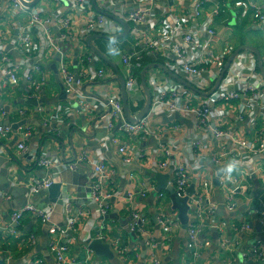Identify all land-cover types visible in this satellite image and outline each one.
Masks as SVG:
<instances>
[{"label":"built area","instance_id":"obj_1","mask_svg":"<svg viewBox=\"0 0 264 264\" xmlns=\"http://www.w3.org/2000/svg\"><path fill=\"white\" fill-rule=\"evenodd\" d=\"M93 1L0 0V91L5 88L12 97V92L24 83L21 100L27 103L13 106L10 101L1 106L0 101V157L6 155L5 146L14 139L15 153L29 157L31 166L44 171L43 177H30L20 184L27 198L43 195L51 185L61 184L65 171L79 173L83 163L90 167L86 198L64 193L60 206H37L25 201L9 208L5 218L0 212V236L7 233L18 244L31 248L36 237L23 236L16 228L26 218L49 224L58 208L63 221L53 225L55 235L67 242L76 239L82 251L80 264H94L95 255L86 242L94 238L105 241L101 230L112 213L113 200L116 209L130 218L128 231L144 241V264H160L156 249L165 244L166 251H170L169 237L179 226L177 215L160 208L166 194L158 192L155 197L159 210L154 223L164 230L159 243L146 228L152 226L151 217L135 209L130 195L125 201L112 186L116 172L107 156L114 153L123 168L148 173L147 182L137 183L132 173L129 177L142 199L156 191L158 174L168 177V184L180 197L186 196L192 184L207 187L211 183L213 188L216 182L214 195L220 196L225 211L241 222L229 223L235 237L220 245L228 250V258L219 264H233L240 250L238 237L250 232V217L263 212L264 207L263 190L254 192L257 206L248 208L241 218L245 189H253L254 181L264 189V75L260 70H264V55L258 48H254L258 55L252 50L239 52L226 68L236 51L229 29L236 24L252 34L264 33V0H228V4L188 0L189 5L183 0ZM226 16L235 21L233 26L226 25L231 24ZM122 24H127L129 31L111 44L115 54L106 55L97 49L124 80L131 118L145 106L140 76L149 65L144 81L150 105L144 117L133 123L125 118L116 74L86 45L92 35L104 39L122 35ZM50 64L56 66L65 102L47 108L41 96L47 94L52 72L46 66ZM160 66L194 90L169 77ZM73 105L100 132L97 146L91 152L82 151L73 162L50 151L38 155L41 147L32 141L34 127L27 123L30 116L37 114L41 126L49 129L64 123L72 115ZM7 114L22 119L15 125L25 124L16 131L3 126L1 117ZM159 118L165 123H156ZM232 161H236L237 168L229 176L222 169ZM12 202L13 197L0 190V210L2 204ZM210 203L206 196L193 197L188 203L193 214L186 228V247L194 258L208 245L199 243L205 230L225 226L216 205ZM93 231L97 236L91 235ZM110 247L123 263L140 258L139 247H129L121 238L113 240ZM11 252L0 245V264L8 263ZM48 252L54 264L79 261L69 260L68 245L55 240L48 241ZM240 257L242 264L252 263L246 254L240 252ZM252 258L263 261L264 248L256 246ZM25 264L46 262L32 258Z\"/></svg>","mask_w":264,"mask_h":264},{"label":"crops","instance_id":"obj_2","mask_svg":"<svg viewBox=\"0 0 264 264\" xmlns=\"http://www.w3.org/2000/svg\"><path fill=\"white\" fill-rule=\"evenodd\" d=\"M218 1L222 4H226L228 0ZM182 3L185 5H189L188 0H183ZM168 5L171 6V3L169 2ZM225 20L231 21L230 17L228 18L227 16L225 17ZM234 23L235 21L232 20L231 24L227 22L226 25L233 26ZM220 29L223 30V27L221 26ZM241 29L243 28H240L236 24L231 29H229L233 33L232 44L235 47L236 51H249L246 49H242L244 47H250L252 49L257 48L254 43H251V41H247L248 37H243ZM94 46L96 47L95 43ZM145 67L148 68L149 65H145ZM46 69L52 72V74L51 79L46 85L47 94L43 92L44 95L42 94L41 99L43 103L47 105V108H51L57 103L65 102V100L63 98L61 85L56 74L57 71L55 64L47 65ZM25 89L26 86L24 83H22L14 92H12V97H9L8 93L5 91V88H1V106H4L10 101L14 103L13 106H27V103L21 100V95ZM72 108V115L67 117L64 123L53 124L49 129H44V127L41 126L37 114H32L30 116V120L27 123L34 127L32 141L37 142V144H39V146L41 147V151L38 153V155L50 151L53 154L63 157L66 162H73L82 151L87 150L91 152L92 149L97 146L98 139L101 138L100 132L93 129L92 124L89 123L86 118L79 112V108L77 105H73ZM7 111H9V108H7ZM20 120L22 119L18 118L17 116L15 118L14 116L9 117L8 114L4 117H1L2 123L9 122L13 126L15 124H18V121L21 122ZM56 130L58 132L57 134L55 133ZM148 144L151 145L152 143L149 142ZM5 148L6 155L1 157L5 160V162L0 165V168H9L7 170H10L11 168V171H9L10 174L8 172L7 175L9 188L8 190H5L3 192L10 195V192L14 189H16L18 192L16 196L11 195L13 197V202L11 204H2L0 212L3 218L7 216L9 208L17 207L28 200V198L25 196V191L20 187V184L30 177L41 178L45 175L44 171L39 169L37 166H31V163L28 162V160L30 159L29 157L19 156L15 153L14 139L10 143H8ZM107 157L111 165L110 167L113 168L116 172L115 175L111 178L112 186L125 201L130 195L132 197V204L135 203V209L140 210L141 212H144L151 217L152 226H146V228L151 233V236L153 238H156V240L161 243L164 230L163 227H160L154 223V218L157 211L159 210V207H157L158 204L156 202V197L155 195H153L154 192H151L146 199H142L137 195L138 186L135 183L131 182L129 178L130 173H132L135 175L137 183L147 182L148 177L146 175H148V173L135 168H123L118 163L114 153H110ZM112 160H114L116 163L112 162ZM211 168L209 167V169ZM89 172L90 167L87 164L83 163L80 164V172L76 173L79 177L72 178L68 176L66 178L68 186H70V188L74 191L70 194L79 198H86L88 196L89 189L87 181ZM121 175H124L125 179L122 180L120 178ZM83 178L85 183L83 182ZM60 183H62V186H65V184H63L62 178L60 179ZM252 184L253 189H245L244 191L243 212L241 213V218L244 217L243 215L246 214V210L248 208H254L257 206V200L253 197L254 192H258L261 190H263L264 192V189L260 186L259 181H254L252 182ZM217 186L218 184L216 182L215 184L213 183V188L211 186V183L208 184L207 187H205L203 184L201 185L200 183L192 184L191 187L187 190L186 196L181 197L187 199V205L189 203V200L193 197H208L210 202L216 205V212L219 215V218H221L222 222L225 223L224 228L220 230L216 227L209 226L207 230H205V232L199 237V243L201 245H204L205 242H207L208 245L207 247L202 248L198 258H194L191 255L190 251L187 249V227L185 229H182L178 217L179 214L177 211L171 212V201L169 199V196L166 195L164 206H160V208L165 207L168 214H175V216L177 215L179 226L172 230V235L169 237L171 241L169 252L166 251L167 249L165 248V244L162 246L159 245L157 247L156 254L159 258L160 264H219L221 261L228 258V250L221 248L220 245L223 241L229 242L231 239H234L235 234H233V229L230 227L229 223L233 224L237 222V220L239 222L240 219L235 218L232 213H228L225 211L224 207L222 206L221 197L214 195V188H216ZM188 192L190 194H188ZM46 195L47 194H43V197H45ZM262 200L264 201V198H262ZM39 206H42V204ZM111 209V214L115 216V218L109 217V219L105 222L106 225L103 227V230H101V234L106 237L104 242L110 245L113 240L121 238L129 247H139L140 258L137 261L135 259L123 263L116 255L115 261L113 262L95 256L93 258L94 264H144V258L146 256L144 241L140 239L138 235L131 234L128 231V223L130 222V218H127L125 214L116 209V202L113 200L111 202ZM192 214L193 211L189 208L187 212L188 222L192 218ZM170 216L172 217V215ZM62 221L63 220L60 216L58 208H55L52 221L46 225L40 224V222L35 220L34 218H26L24 222H22L21 225L16 229L21 230L20 232L23 236L34 235L36 237L35 246L31 248H25L22 246V244H18V242L14 241V239L7 233H5L3 237L1 235L0 245H5L12 250L11 254L8 255V263L6 261L5 263L25 264L32 258H41L46 262V264H49L48 261L44 258L43 252H39L40 249H38L44 242V238H48V241L55 240L60 244H67L70 249V252L67 255L68 259L75 260V262L76 260H79L78 262H76V264H80L82 251L79 242L76 239H70V241L67 242L64 237H59L58 234L57 236L55 235L53 225L60 224L62 223ZM248 224L251 227V230L247 235H241L238 237L240 240V250H237V253L234 256L233 264H242L240 252L242 254H246L247 259L252 262L251 264H264V260L257 261L252 258V250L256 246H262L264 248V240L259 239V237H262L264 239V207L263 212L255 215L253 214L250 217ZM181 230H184V235H181ZM91 235H94L93 237L97 236L96 231L91 232ZM204 254L206 256H204ZM51 259L53 261L52 257ZM52 263L54 264V261Z\"/></svg>","mask_w":264,"mask_h":264},{"label":"water","instance_id":"obj_3","mask_svg":"<svg viewBox=\"0 0 264 264\" xmlns=\"http://www.w3.org/2000/svg\"><path fill=\"white\" fill-rule=\"evenodd\" d=\"M92 2L94 3L93 0H92ZM122 25H123V28H124V33L122 35H120L118 37L106 38V39L108 41H110L111 39H114L116 41V40H119V39L125 37L127 35L128 31H129V27H128L127 24H122ZM98 38H101V37L97 36V35L89 36L86 39V45L92 50V52L94 54H96L116 74V81L118 82L120 90H121V98H122L123 111H124L125 118L131 123L135 122L136 120H140L147 113L149 105H150V98L147 95V88H146L145 81H144V73H145V71L148 68H146L142 72V74L140 76L141 85H142V88H143V90H144V92L146 94L145 106H144L142 112L139 115H137L135 118H131V116L129 115V112H128V107H127V97H126V92H125V87H124V80L122 79L121 75L117 71L116 67L108 59H106L103 56V54H101V52L94 46L93 41L95 39H98ZM242 49L252 50V51H255V53H257L256 50H254V49H252L250 47H244ZM239 51L240 50L235 51V53L231 56V58L229 59L227 65H226V68L229 66L230 62L232 61V59H234L236 54L239 53ZM257 55H258V53H257ZM160 68L165 70L161 66H160ZM260 70H261V73L264 75V70H263L262 67H260ZM164 72L169 77H171V78L181 82L182 84H184L187 88H189L191 90H194V88L191 87L189 84H187L183 80L179 79L175 75L171 74L167 70H165ZM32 104L35 105L36 102H33ZM156 122L164 124L165 120L157 119ZM23 124H25V123L22 122L19 125H14L13 126L9 122H4L3 126H10V127H12V129L14 131H16ZM4 162H5V160L0 157V165L3 164ZM112 162H115V161L112 160ZM7 175H8V170L6 168L1 167L0 168V190H2V191L8 190V188H9V182L7 180ZM68 176H70L72 178L79 177L78 174H76V173H70L68 171H65L61 175L63 184H65V186H62V183L61 184H59V183L58 184H53V185H51L48 188L47 192L45 193V194H47L45 197H43L42 194L41 195H36V196L28 198L27 202H30V203H32L34 205H37V206H39L41 204L45 205V206L49 205V204L50 205L54 204L56 206H60L62 204V201H61L62 195L64 193H73L74 192L73 189H71L70 186H68V183L66 181V178ZM155 181H156V190H157V192L163 191L169 196V199H170L171 205H172L171 206V212L172 211H177L178 212V214H179L178 217H179L182 229H185L187 227V224H188L187 212H188L189 206L187 205V199L186 198H181L177 194V192H175L173 187L168 184V177L166 175H161V174L156 175L155 176ZM83 182L85 183L84 178H83ZM17 192L18 191L16 189H14L10 193H11V195L16 196ZM155 193L156 192H154L153 195H155ZM188 194H190V193L188 192ZM110 218H115V216L112 215V216H110ZM259 239L264 240L262 237H259ZM86 243H87L89 249L94 253V255L96 257H99V258L101 257V258H104V259H106L108 261H111V262L115 261L114 252L112 251L110 245L106 244L103 240L95 238V239L88 240ZM38 249H40L39 252H43V256L48 261V263L49 264H53L51 256H50V254L48 252V238H44V242L41 244V247L38 248Z\"/></svg>","mask_w":264,"mask_h":264},{"label":"rangeland","instance_id":"obj_4","mask_svg":"<svg viewBox=\"0 0 264 264\" xmlns=\"http://www.w3.org/2000/svg\"><path fill=\"white\" fill-rule=\"evenodd\" d=\"M241 31H242L241 33L243 37L244 38L248 37L247 41L249 42L251 41V43H254V45L260 50L261 54L264 55V33L258 32V33L252 34L246 31L245 29H241ZM94 43L101 52L108 55V52H109L108 49H109V46H111L108 40L104 38H98V39H95ZM234 43H235V40H234ZM155 192H156L155 193L156 195L158 192L157 190ZM160 192H163V191H160ZM180 232H181V235H184V230H181ZM204 256L206 255L204 254Z\"/></svg>","mask_w":264,"mask_h":264},{"label":"clouds","instance_id":"obj_5","mask_svg":"<svg viewBox=\"0 0 264 264\" xmlns=\"http://www.w3.org/2000/svg\"><path fill=\"white\" fill-rule=\"evenodd\" d=\"M115 43V40L114 39H111L109 41V44H114ZM109 53H112V54H115L114 52V49L109 46V49H108ZM237 168V163L236 161H232L230 162L225 168L222 169L223 173L226 174V175H229Z\"/></svg>","mask_w":264,"mask_h":264},{"label":"trees","instance_id":"obj_6","mask_svg":"<svg viewBox=\"0 0 264 264\" xmlns=\"http://www.w3.org/2000/svg\"><path fill=\"white\" fill-rule=\"evenodd\" d=\"M1 264H3V262H1Z\"/></svg>","mask_w":264,"mask_h":264}]
</instances>
